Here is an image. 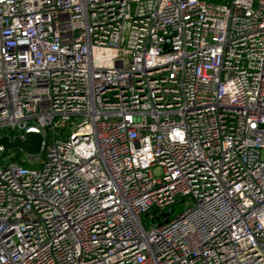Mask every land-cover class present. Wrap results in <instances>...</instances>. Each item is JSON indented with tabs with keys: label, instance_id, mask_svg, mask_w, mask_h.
<instances>
[{
	"label": "built area",
	"instance_id": "2783aa9c",
	"mask_svg": "<svg viewBox=\"0 0 264 264\" xmlns=\"http://www.w3.org/2000/svg\"><path fill=\"white\" fill-rule=\"evenodd\" d=\"M7 130L0 264H264V0H0Z\"/></svg>",
	"mask_w": 264,
	"mask_h": 264
},
{
	"label": "water",
	"instance_id": "95a60500",
	"mask_svg": "<svg viewBox=\"0 0 264 264\" xmlns=\"http://www.w3.org/2000/svg\"><path fill=\"white\" fill-rule=\"evenodd\" d=\"M0 145L4 151L15 150L14 157L18 158L22 152L33 153L34 149H40L42 146L46 147L47 141L41 133L30 131L24 137H11L9 134L1 135Z\"/></svg>",
	"mask_w": 264,
	"mask_h": 264
},
{
	"label": "rangeland",
	"instance_id": "374dc122",
	"mask_svg": "<svg viewBox=\"0 0 264 264\" xmlns=\"http://www.w3.org/2000/svg\"><path fill=\"white\" fill-rule=\"evenodd\" d=\"M7 131H8V133L11 134L13 137H15V136L18 134V132L13 131V130H12V131L7 130ZM15 152H16L15 150H8V151H6L5 153H6V155H7V154H11V155L14 156V155H15Z\"/></svg>",
	"mask_w": 264,
	"mask_h": 264
},
{
	"label": "trees",
	"instance_id": "16d2710c",
	"mask_svg": "<svg viewBox=\"0 0 264 264\" xmlns=\"http://www.w3.org/2000/svg\"><path fill=\"white\" fill-rule=\"evenodd\" d=\"M2 133H3V132H2V131H0V136L2 135ZM17 160H18L19 162L23 163V164H27V163H25V162L21 161V158H20V157H18V158H17Z\"/></svg>",
	"mask_w": 264,
	"mask_h": 264
}]
</instances>
